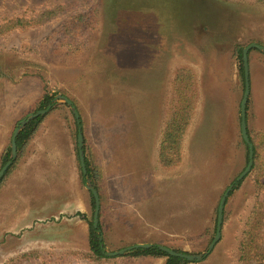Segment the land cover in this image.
<instances>
[{"label":"rangeland","instance_id":"374dc122","mask_svg":"<svg viewBox=\"0 0 264 264\" xmlns=\"http://www.w3.org/2000/svg\"><path fill=\"white\" fill-rule=\"evenodd\" d=\"M63 3L0 0V20H34ZM82 14L88 18L81 21ZM251 44L264 48L258 0H96L1 35L0 170L18 123L39 110L45 93L54 97L0 182V264H93L94 203L79 165L75 118L58 96L81 121L106 252L155 244L204 255L185 264H236L255 202L251 173L230 192L221 238L207 250L220 199L248 163L238 52ZM248 65L247 130L264 133V54L250 49ZM178 74L192 87L190 118L179 161L164 167L159 150ZM129 253L113 264L166 260Z\"/></svg>","mask_w":264,"mask_h":264},{"label":"trees","instance_id":"16d2710c","mask_svg":"<svg viewBox=\"0 0 264 264\" xmlns=\"http://www.w3.org/2000/svg\"><path fill=\"white\" fill-rule=\"evenodd\" d=\"M96 0H64L63 5L56 6L52 9L43 11L39 15L32 18L24 19L22 17H10L2 18L0 20V36L4 35L14 29L26 28L29 26L37 25L44 20L51 19L57 15L70 12L74 9L85 7L95 3ZM264 3V0H258ZM88 15L82 14L81 21ZM88 18V17H87ZM238 58H240V75L244 80L243 75V64H242V50L238 52ZM181 73H186L182 71ZM176 89H175V101L173 104V110L169 122L165 127L163 138L160 144L159 150V162L164 167H171L175 165L180 158V145L183 133L188 125L191 111V85L185 74H178L176 78ZM53 95L45 93L38 104L39 110H45L49 106L53 105ZM38 110V111H39ZM42 120V116H39L31 120L24 128L19 132L16 137V149L17 152L22 150L25 145L31 140L39 123ZM76 129L78 128L77 122ZM79 126L82 127L79 118ZM250 144L253 149V164L250 173L255 176V202L251 209V212L244 223L243 231L240 236V242L238 247V257L236 264H264V183L261 178L264 175V133L252 132L247 130ZM247 152H248V147ZM10 149H8L2 157L3 165L9 161ZM246 160L248 161V153ZM85 166L88 175L95 176V173L89 169L88 161L85 158ZM11 168V167H10ZM8 169V171L10 170ZM7 171V172H8ZM96 179V176H95ZM239 184L233 183V188H238ZM92 198V204L94 199ZM81 215V214H77ZM102 233L100 227H93V223L89 224L88 231V246L89 252L87 254L88 260L93 264H100V261L107 260L113 264V259L116 257H107L103 253L104 241L100 240ZM152 247L148 249H138L130 252L128 256L134 258L141 257H153V258H165V264H185L186 261L177 257H172L158 249L159 245L151 244ZM182 253L180 251H176ZM111 261V262H110Z\"/></svg>","mask_w":264,"mask_h":264},{"label":"water","instance_id":"95a60500","mask_svg":"<svg viewBox=\"0 0 264 264\" xmlns=\"http://www.w3.org/2000/svg\"><path fill=\"white\" fill-rule=\"evenodd\" d=\"M257 49L260 52L264 54V48L256 45V44H251L247 46L246 48L243 49L242 51V64H243V75H244V94L242 97V101L240 104V131H241V137L245 145L248 147V163L246 168L243 170V172L236 178L234 184H238L241 182L251 171L252 164H253V149L252 145L250 144L249 137L247 135V125H246V105H247V100L248 96L250 93L249 89V65H248V52L250 49ZM58 99H61L65 102V104L68 105V107L71 109L72 114L77 122L78 128V135H77V150H78V159H79V165L81 169L82 175L85 177V188L87 191H89L94 199V213H93V227L97 228L98 225V216H99V211H100V200L97 191L93 188L91 184V180L89 179L86 171V166H85V157L83 154V136L81 134V128L79 126V115L77 111L75 110L73 104L67 100L66 98L62 97H57L55 101ZM52 106H49L45 110H39L36 111L35 113L29 114L25 119L21 120L18 125L16 126L12 138H11V144H10V157L9 161L4 164V166L0 170V182L3 179L4 175L8 171V169L12 166L14 160L17 157V149H16V137L19 134V132L24 128L26 124H28L31 120L39 117V116H44L48 113V111L51 109ZM233 190V186H230L229 188L226 189L224 194L222 195L218 209H217V223H216V229H215V236L210 243L207 252H211L215 245L218 243V241L221 238V230H222V222H223V211H224V206L226 203V199L228 198L230 192ZM100 240H103V236L101 235ZM151 244H135L126 248H123L121 250L115 251V252H106L105 249H103V253L107 257H118V256H123L131 251L138 250V249H148L151 248ZM158 249L164 253H166L169 256L172 257H177L180 259H183L188 262H200L204 255H189V254H184V253H178L175 252L169 248H166L164 246H158Z\"/></svg>","mask_w":264,"mask_h":264},{"label":"crops","instance_id":"0c3cea01","mask_svg":"<svg viewBox=\"0 0 264 264\" xmlns=\"http://www.w3.org/2000/svg\"><path fill=\"white\" fill-rule=\"evenodd\" d=\"M242 231H243V229H242ZM242 233V232H241Z\"/></svg>","mask_w":264,"mask_h":264}]
</instances>
